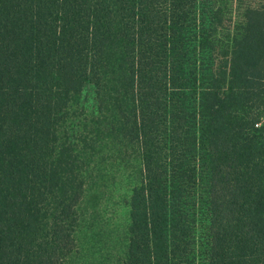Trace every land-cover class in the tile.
Segmentation results:
<instances>
[{"label":"trees","instance_id":"16d2710c","mask_svg":"<svg viewBox=\"0 0 264 264\" xmlns=\"http://www.w3.org/2000/svg\"><path fill=\"white\" fill-rule=\"evenodd\" d=\"M104 194L96 264H264V0H0V264H79Z\"/></svg>","mask_w":264,"mask_h":264},{"label":"rangeland","instance_id":"374dc122","mask_svg":"<svg viewBox=\"0 0 264 264\" xmlns=\"http://www.w3.org/2000/svg\"><path fill=\"white\" fill-rule=\"evenodd\" d=\"M225 191L221 190L220 188L216 190L213 193V203L217 207H221L220 204H222V200L225 197ZM101 201L100 203H94V202H89V204L93 207V209H90L91 212L94 211L95 213V219L96 223L95 225L98 227L94 228V233L93 236H91L92 231L90 234L85 235L82 238H79L78 241V251L83 255L84 259L80 260L79 264H88L90 263V258H92V262L96 264L97 261H100L105 259L104 257L107 256V254H114L115 251H108L107 245L111 243L112 239H115V235L111 233V228L113 231H117V233L120 232L122 229L121 226L123 223L122 218H118L116 215V211L114 213L113 209V201L108 200V195L104 194L100 197ZM234 219L233 221H235ZM99 230H98V229ZM227 228V234H226V245L228 248H232L233 246L236 245V242L238 241L239 237V232H238V224L237 223H232L229 222L226 226ZM98 230V232H97ZM97 233V236L95 235ZM111 235L110 238H108ZM80 246V247H79ZM80 248H83L84 251H82ZM87 254V255H86ZM89 255V256H88ZM113 257V256H112ZM112 259L110 261L106 260L105 264H113ZM74 264V262H72Z\"/></svg>","mask_w":264,"mask_h":264}]
</instances>
